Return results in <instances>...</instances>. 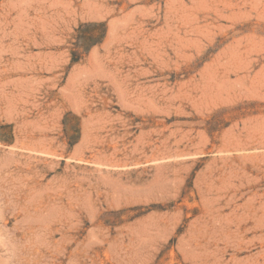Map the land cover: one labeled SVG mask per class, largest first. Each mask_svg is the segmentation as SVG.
<instances>
[{
    "label": "rangeland",
    "instance_id": "374dc122",
    "mask_svg": "<svg viewBox=\"0 0 264 264\" xmlns=\"http://www.w3.org/2000/svg\"><path fill=\"white\" fill-rule=\"evenodd\" d=\"M0 264H264V0H0Z\"/></svg>",
    "mask_w": 264,
    "mask_h": 264
},
{
    "label": "bare ground",
    "instance_id": "6f19581e",
    "mask_svg": "<svg viewBox=\"0 0 264 264\" xmlns=\"http://www.w3.org/2000/svg\"><path fill=\"white\" fill-rule=\"evenodd\" d=\"M261 1V0H260ZM254 5H256V4H254ZM253 50V49H252ZM234 54V53H233ZM230 58V57H229ZM228 62V61H227ZM256 82V81H255ZM257 83V82H256ZM258 90H256V92H257ZM253 93V92H252ZM262 121V120H261Z\"/></svg>",
    "mask_w": 264,
    "mask_h": 264
}]
</instances>
